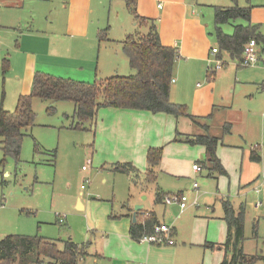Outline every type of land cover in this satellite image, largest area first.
<instances>
[{
	"label": "crops",
	"instance_id": "crops-1",
	"mask_svg": "<svg viewBox=\"0 0 264 264\" xmlns=\"http://www.w3.org/2000/svg\"><path fill=\"white\" fill-rule=\"evenodd\" d=\"M104 1H98L96 10L95 0H0V27L11 30L16 38L12 46L0 32V63L7 60L5 73L0 65L3 84L0 107L12 111L18 96L30 93L35 72L85 82H93L98 74L101 77L111 75L109 71L117 64L111 48L134 30L147 32L148 27L138 28L127 10V0H107L109 12L105 19L101 16ZM210 1L135 0L136 13L156 27L163 45L174 47L178 52L170 100L186 106L195 121L187 116L176 118L163 112L140 109L100 107L97 110L91 121L95 165L103 162L109 172L124 174L125 179H116V175L110 173L101 178L104 185L97 192L103 193L102 197L106 199L103 203H85L80 197L81 192L74 198L77 211L87 215L85 240L75 242L85 246L86 254L81 264H220L224 250L209 245L221 244L226 238L227 224L223 219L221 200H228L235 210L240 204L244 205L245 211L249 208V187L264 175V171L259 174L251 171L254 163L263 161L258 146L254 148L260 156L259 162L249 159V149L245 154L242 152L238 164L234 151L238 146L230 145L227 135H223L216 154L226 174H217L202 167L204 146L174 139L176 132L203 134L206 126L207 132L214 135L211 122L215 120L216 112L220 111L221 115L232 109L242 110L235 107L234 94L236 89L241 91L243 81H239L235 73L233 80L230 78L227 82V90L224 91L220 83L230 77L233 69L241 66L238 64L228 71L222 72V69L214 73L207 67L210 51L215 48L209 31ZM246 6L251 7V23L264 35V0L240 7ZM124 7L128 11L127 19L121 11ZM120 18L123 20L117 24L116 20ZM103 29H107L106 39L99 40L98 33ZM63 35H69L71 39L56 44L54 39H61ZM97 42V54L93 55L91 48ZM259 47L262 50L264 45L259 44ZM233 60L239 62V59ZM259 65L264 66L261 63L249 69L258 68L257 73H262L263 67L259 68ZM260 79L254 83L257 88L255 102L264 114V78L261 82ZM227 92L230 93L226 95ZM246 112L248 115L251 111ZM227 134L231 136V131ZM151 147L162 148L160 162L153 168L154 176L148 175L146 160ZM116 163H130L137 171L134 174L116 172L113 170ZM195 163L201 166L200 171L192 169ZM103 164L90 171L93 178L97 169L105 168ZM91 165L90 160L89 169ZM88 170L84 171L85 176L89 175ZM199 177L205 178L201 187ZM108 178H111V184ZM193 182L198 183L196 192L192 189ZM123 184L125 194H118L117 186ZM174 192H189L190 198L197 195L201 204L181 211L177 205L164 204L157 198V194ZM194 193L196 195H192ZM135 207L140 208L136 221L142 219L143 212L149 211L159 223L169 225L174 243L156 245L134 239L130 226ZM65 219L66 216L64 222Z\"/></svg>",
	"mask_w": 264,
	"mask_h": 264
},
{
	"label": "rangeland",
	"instance_id": "rangeland-1",
	"mask_svg": "<svg viewBox=\"0 0 264 264\" xmlns=\"http://www.w3.org/2000/svg\"><path fill=\"white\" fill-rule=\"evenodd\" d=\"M98 1L95 0L96 10H98ZM254 2L256 0H237L238 6H244L246 3L251 5ZM209 4H211L209 9H212V12L209 10L208 13L209 31L214 42L213 46L218 49L213 37V6L229 7L233 5V2L231 0H211ZM101 9V16L106 19L109 12V2L107 0L104 1ZM121 11L127 19L126 13L128 11L126 8H122ZM25 16L28 17L27 11ZM122 18L119 21L116 20V23L122 21ZM124 21L126 20L124 19ZM243 23V20L236 19L222 24V32L232 34L233 26ZM23 28L25 27L23 26ZM2 29L4 28L0 27L4 39L12 46L15 45L16 38H14L13 32ZM6 29L12 28L6 27ZM14 30L16 31L15 27ZM136 31L137 29L133 33H136ZM141 32L145 33L146 31L143 29ZM63 39L70 40L71 38L69 35H63L61 39H54V41L59 44ZM116 45L111 48V52L116 57L117 64L109 71L110 76H129L134 71L129 67L128 58L122 50V43L116 42ZM97 49L98 42L91 48L93 55L97 54ZM222 60L225 62L222 67L223 70L221 69L222 72L233 69V66L236 67L235 65L239 64L238 60H233L225 52H222ZM210 65V62L207 63V67H210ZM259 66H261L259 68L263 67L262 73H257L259 72L257 71L258 68L249 69L250 67L241 66L235 70L233 69V73L226 80L220 81L224 91L227 90V82L230 78L233 80L235 73L238 80L243 81V84L240 85L242 88H239L241 91L238 92L236 89L234 94V105L242 110L237 112L232 109L221 113V115L218 111L215 120L211 122L213 123L212 134L219 137L227 135L230 145L238 146L234 150L236 158H238V164L242 152L245 154V151L258 146L257 151L262 156L263 161L254 163L256 165L251 168L253 174L264 171V114L261 113V107L255 102L257 88L254 86L259 78H261L260 82L264 78V66ZM98 78L103 77L98 74ZM2 91L3 84L0 77V95ZM228 93L230 92H227L226 95ZM49 105L55 107V112L52 114L46 112ZM33 110L36 114L35 123L32 127L26 129L18 159L15 160L13 157L8 156L2 163L3 152L0 149V239L6 235L22 234L43 236L54 240L59 246H62V242L69 237L73 242L81 243L85 240L87 215L86 212L77 211L74 198L77 195L79 196L78 193L81 192L80 197L85 203L88 201L97 204L103 203L106 200L102 197L104 196L103 193L97 192L100 191L99 187L104 185L101 178L106 176V173L116 175V179L124 177V174L109 172L107 165L103 162L95 165L92 155L95 149L92 145L93 129L91 122L85 123L86 129L73 128L76 119L73 116L74 104L72 102H52L35 98L33 100ZM247 110L251 111L248 115ZM225 123L231 124V136L224 133ZM35 143L37 148L34 146ZM88 159L92 161L91 169L88 170L90 184L86 186L84 191H81L80 185H82L83 177L86 174L82 171V166ZM101 164L105 168L100 171L97 169L93 173V178L90 171L99 168ZM108 180L111 184V178H108ZM197 180L201 187L205 178L199 177ZM117 193L125 194L124 184L117 186ZM186 194L190 195L189 192ZM196 197L198 198L197 195ZM261 199L264 202V196L255 194L249 187L247 194L249 208L245 211L243 248L247 254L264 256V204L257 209L253 207V204ZM198 202L201 204L199 198ZM56 214L65 215V222L59 223ZM80 215H84V218ZM253 227H255V233ZM256 264H264V262L258 261Z\"/></svg>",
	"mask_w": 264,
	"mask_h": 264
},
{
	"label": "trees",
	"instance_id": "trees-1",
	"mask_svg": "<svg viewBox=\"0 0 264 264\" xmlns=\"http://www.w3.org/2000/svg\"><path fill=\"white\" fill-rule=\"evenodd\" d=\"M232 6L214 8V36L218 47V57L227 52L231 58L239 59L244 44L254 39L259 45H264V35L257 30V25L250 21V6L240 7L236 0H231ZM126 7L138 28L147 26V32L127 34L122 43V50L128 58L129 67L134 71L129 76L113 75L96 78L93 82H85L53 76L43 72H35L32 78L30 93L19 95L12 111L0 107V149L3 152L1 162L11 156L18 159L26 129L35 123L36 114L33 110L35 98L44 101H69L74 104L73 116L75 129H86L85 123L91 122L100 107L126 108L148 110L152 113L163 112L176 118L194 117L187 107L170 100V88L174 62L178 52L174 47L163 45L156 27L148 24V20L136 13L135 0H127ZM241 19L244 24H235L232 34L222 32L221 25L232 20ZM107 29L98 33V39H106ZM264 52V48L262 49ZM7 60L0 63L2 73L7 68ZM3 98V93H2ZM46 112L52 114L55 107L49 105ZM230 123H225L224 133L230 130ZM197 135H182L176 132L175 140L189 144H199L205 148L202 167L210 172L226 174L220 159L216 154L221 137L207 132ZM35 148L37 145L35 143ZM162 157V148L151 147L147 151L146 160L148 175L154 176L153 168ZM249 159L259 162L260 156L251 149ZM113 170L131 174L137 170L130 163H116ZM165 193L157 194L162 201ZM223 219L227 224L226 238L221 244L210 243L211 248L223 249L225 256L220 264H256L264 262L262 255H250L243 250L245 207L240 204L235 210L228 200H221ZM137 218V216H136ZM159 224L153 212L140 221L133 222L130 233L134 239L150 233ZM255 233V227H253ZM85 246L78 245L71 239L57 242L39 235L11 234L0 239V264H77L79 256H85Z\"/></svg>",
	"mask_w": 264,
	"mask_h": 264
},
{
	"label": "built area",
	"instance_id": "built-area-1",
	"mask_svg": "<svg viewBox=\"0 0 264 264\" xmlns=\"http://www.w3.org/2000/svg\"><path fill=\"white\" fill-rule=\"evenodd\" d=\"M159 7L161 4L158 5ZM218 49L212 48L210 51V57L208 60L211 63L210 71L216 72L222 69L224 65V61L222 58L217 56ZM264 64V52L261 50L259 45L256 43L254 39L248 40L241 52V57L239 60V65L243 67H253L258 64ZM90 166V159L87 160V162L82 166V171H86L89 169ZM192 169L194 171H200L201 166L197 163L192 165ZM82 185H80L81 190H84L86 186L90 184V178L88 176H85L82 180ZM251 190L257 194V195H263L264 196V175H261L254 183L251 185ZM192 189L194 192L198 189V183L193 182L192 183ZM162 203L164 204H174L179 207V209L182 211L186 209L189 206H198V198L196 196H193L192 198L189 197L186 193H166L162 198ZM264 204L263 200H257L253 207L255 209L261 207ZM143 217L147 216V212L142 213ZM58 217V222L63 223L65 215H59L56 214ZM138 242L141 243H147V244H156V245H171L174 243V237L172 235V229L169 225L165 223H159L155 225L150 233H146L138 237ZM84 257L79 256L77 259V264H81L83 262Z\"/></svg>",
	"mask_w": 264,
	"mask_h": 264
},
{
	"label": "water",
	"instance_id": "water-1",
	"mask_svg": "<svg viewBox=\"0 0 264 264\" xmlns=\"http://www.w3.org/2000/svg\"><path fill=\"white\" fill-rule=\"evenodd\" d=\"M140 208L138 207H135L134 208V211H133V214H132V221L135 222L136 221V214H137V211L139 210Z\"/></svg>",
	"mask_w": 264,
	"mask_h": 264
}]
</instances>
